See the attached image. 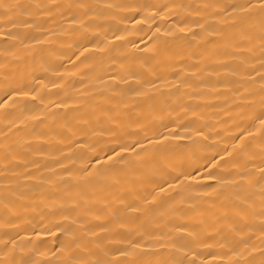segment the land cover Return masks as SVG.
Instances as JSON below:
<instances>
[{"label": "bare ground", "instance_id": "1", "mask_svg": "<svg viewBox=\"0 0 264 264\" xmlns=\"http://www.w3.org/2000/svg\"><path fill=\"white\" fill-rule=\"evenodd\" d=\"M0 264H264V0H0Z\"/></svg>", "mask_w": 264, "mask_h": 264}]
</instances>
